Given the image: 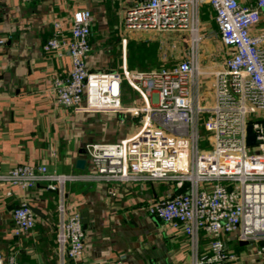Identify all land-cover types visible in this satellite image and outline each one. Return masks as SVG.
<instances>
[{"label":"built area","instance_id":"2783aa9c","mask_svg":"<svg viewBox=\"0 0 264 264\" xmlns=\"http://www.w3.org/2000/svg\"><path fill=\"white\" fill-rule=\"evenodd\" d=\"M131 1L136 4L128 14L130 25L187 30L192 39L189 59L151 72L91 71L87 57L93 15L87 9L74 13L68 38L56 22L42 47L45 52L65 51L71 59L70 72L53 82L60 105L132 113L139 117L137 132L114 143L87 144L89 171L67 174L50 171L47 165L19 164L0 173V183L24 191L45 184L57 193L58 264H80L85 251L82 212L67 207L69 182L172 183L178 193L150 205L148 212L183 231L193 251L192 264L238 260L223 239L234 231L239 242L256 245L253 254L264 257V31L252 33L261 21L264 0L252 4L241 0ZM205 5L214 11L221 41L232 51L221 69L212 73L215 93L209 106L197 103L191 89L202 73L197 58ZM4 42L0 39V44ZM122 81L140 94L144 106H123ZM257 113L258 118L250 116ZM205 115L211 124V148L202 150L200 125ZM251 124L260 142L248 146ZM35 224V212L28 203H21L13 212V234H27ZM203 234L211 238L207 253L200 252ZM6 263L19 264L14 255L0 254V264Z\"/></svg>","mask_w":264,"mask_h":264},{"label":"crops","instance_id":"0c3cea01","mask_svg":"<svg viewBox=\"0 0 264 264\" xmlns=\"http://www.w3.org/2000/svg\"><path fill=\"white\" fill-rule=\"evenodd\" d=\"M241 1L252 4L253 0ZM135 4L131 0H0V39H5L0 44V173L19 164L47 165L58 173L86 172L92 169L87 144L114 143L137 132L139 117L132 113L60 105L53 82L70 72L71 59L65 51L45 52L42 47L54 33L56 22L61 23L68 38L74 13L87 9L93 15L87 57L91 71L121 73L126 68L151 72L189 59L190 52L182 55L181 51L183 29H156L160 38L165 33L173 37V56L156 50V57H151L145 49L151 31L148 27H131L128 21ZM262 31L264 11L252 33ZM200 33L207 46L202 53L199 48L197 59L202 73L191 89L197 103L209 106L215 93L212 73L221 69L232 51L216 40L218 25L208 5L202 8ZM129 89L122 81L123 106H144L140 94L132 97ZM78 159L86 160L85 169L77 168ZM176 193V185L163 181L67 183V207L80 210L86 221L80 264H192L193 251L183 231L148 212L150 205ZM24 202L35 209L36 224L32 231L17 237L13 234V212ZM57 203V193L45 184L24 191L0 183V254L14 255L19 264H58ZM223 239L227 250L239 256L229 264H264V257L254 255L251 244L238 241L237 231L223 235ZM210 245L211 238L203 234L200 252L207 253Z\"/></svg>","mask_w":264,"mask_h":264},{"label":"rangeland","instance_id":"374dc122","mask_svg":"<svg viewBox=\"0 0 264 264\" xmlns=\"http://www.w3.org/2000/svg\"><path fill=\"white\" fill-rule=\"evenodd\" d=\"M131 27H133V25ZM148 30L151 31V32L149 33L150 37L145 42L146 43L145 49L148 51V53L151 55V57L152 58L156 57L155 56L156 52L166 53L167 56L169 55V53L171 55L173 53L172 52L173 50H172V48H170V45L173 43L172 42L173 37L165 33V34H163V36H162V34H160L162 36V38H160V37H158L156 35L158 32H155L156 31L155 28H149L148 27ZM185 31L181 32L182 36H181V39H180V46H181L182 55H184V53H186V52H190L191 51V47H192L191 35H190L189 32H187V31L185 32ZM218 34H219V32H218ZM200 35L202 37V40H201V43L199 45V48H200V53H202L203 49L207 46V42H206V38L203 35V33H200ZM156 36L158 37V39H156L157 38ZM216 40L220 42V40H221L220 39V35L216 37ZM172 47H173V45H172ZM174 51H175V53H177V44L175 46V50ZM172 56H173V54H172ZM129 91L131 92L129 94L132 97H137V94H136V93H138L137 91H135L133 89H129ZM129 94H128V97H129ZM259 114L260 113H257V114H254V115H250V116H252V118L255 119V118L259 117ZM209 126H211L210 120H209L208 116L205 115V116H203L201 118V125H200V137H201V142L200 143H201V149L202 150L211 148V145L209 144V138L212 135V131L209 128ZM250 246L252 247V250H254L255 245L253 244V245H250ZM246 249H247V247H246Z\"/></svg>","mask_w":264,"mask_h":264},{"label":"water","instance_id":"95a60500","mask_svg":"<svg viewBox=\"0 0 264 264\" xmlns=\"http://www.w3.org/2000/svg\"><path fill=\"white\" fill-rule=\"evenodd\" d=\"M262 128H263V131H264V123L262 125ZM247 133H248V135H247L246 144L248 146H252V145L258 144L260 142V141H258L256 139L255 128H254V126L252 124L248 126ZM85 165H86V160L85 159H78L77 162H76V166H77L78 169H81V170L85 169ZM33 211L36 212L35 209H33ZM84 217H85V215H83V223L86 222ZM241 244L244 245V244H247V243L241 242Z\"/></svg>","mask_w":264,"mask_h":264}]
</instances>
